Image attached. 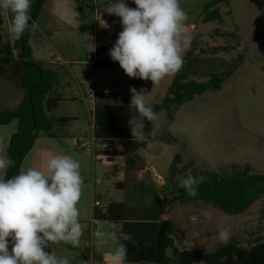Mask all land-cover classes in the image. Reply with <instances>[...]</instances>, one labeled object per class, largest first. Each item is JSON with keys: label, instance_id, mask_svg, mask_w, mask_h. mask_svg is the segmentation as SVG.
<instances>
[{"label": "rangeland", "instance_id": "rangeland-1", "mask_svg": "<svg viewBox=\"0 0 264 264\" xmlns=\"http://www.w3.org/2000/svg\"><path fill=\"white\" fill-rule=\"evenodd\" d=\"M180 4L188 13L185 24L193 36L191 46L183 52L182 69L186 70L189 79L206 81L212 73L225 71L240 58L241 63L218 90L207 91L161 113L158 129L143 147L145 169L137 175L141 185L129 183L124 190L144 202L156 195L163 209L175 214L179 225L175 224L172 238L178 249V244L188 237V233L200 230L198 218L202 209L211 210L219 225L223 215H234L225 214L204 201L178 204L175 195L169 193L171 182H178L189 170L223 176L234 175L243 169L249 173H264V0H180ZM68 13L73 22L71 26L58 21ZM31 15L37 28L28 29L27 39L32 43L36 57L56 59L59 58L57 52L61 51L76 52L84 57L90 50L94 20V5L90 0H31ZM11 18L10 12L0 14V55L9 49L17 56L14 47L17 38L9 32ZM82 27H89L90 33H82L79 30ZM111 36V39L118 38ZM108 59L118 71L107 74L103 70L96 78L104 77L109 88L128 92V85L134 78H129L120 66ZM71 68L73 66L69 64L55 69L58 73L55 89L64 95H76V103L62 102L48 115L67 118L66 130L77 133L86 129V137L92 122L91 104L88 100L82 103L69 71ZM91 74L84 72L78 79L80 84L87 85ZM175 75L166 76L155 85L151 80L136 78V84H142L146 101L158 102ZM22 97L20 89L0 79V110L15 108ZM71 115L75 117L70 118ZM16 125V121H12L0 126V155L5 154L9 134L15 131ZM69 138L75 144L74 137ZM70 153L80 163L83 177L92 186L94 196H100L101 207L110 201H123V192L115 187L123 180L121 157L110 156L104 161L74 148ZM3 172L0 170V174ZM148 189L155 190V195ZM193 216L197 217L196 221L192 220ZM231 225V239H236L242 246L255 239H264V194L242 214L241 221ZM107 226L101 223L104 236L93 237L95 244L101 243L94 247L95 257L108 248L106 240L110 242L108 250L111 253L118 246L111 239ZM219 244L222 243L216 234L205 249L212 251ZM59 245L56 255L69 258L70 264H84L93 253L92 247L83 246L82 242L75 251L62 243ZM48 248H45L46 252H49ZM9 249L11 251V246Z\"/></svg>", "mask_w": 264, "mask_h": 264}, {"label": "trees", "instance_id": "trees-1", "mask_svg": "<svg viewBox=\"0 0 264 264\" xmlns=\"http://www.w3.org/2000/svg\"><path fill=\"white\" fill-rule=\"evenodd\" d=\"M104 8L98 7V14L104 15ZM27 32L28 29L16 40L14 47L17 56L9 49L0 55V79L23 92L15 108L0 110V126L12 121L17 123L5 151L15 163L6 169L4 179L19 174L20 163L37 137H59L66 130L64 125L67 118L48 115L61 101L51 96L56 73L33 59L27 44ZM95 51L104 52L98 47ZM240 63L241 58L225 71L212 73L206 81L200 82L189 79L186 70L182 69L172 79L164 97L150 103L156 112L162 113L171 106H180L207 91L218 90ZM132 87L138 90L135 84L129 83L128 92L125 93L93 94L92 135L97 143L109 146L108 150L100 153L122 158L123 180L116 183L115 187L124 196L121 202H108L103 209L95 208L94 219L118 224L119 232L134 235L139 242L138 247L128 241H120L127 246L128 264H264V239H255L247 246H242L233 238L227 246L219 244L210 252L176 249L172 238L175 227L171 220L161 219L162 204L155 190L148 189L149 193L155 195L149 202L136 199L132 192H124L129 183L140 184L137 175L145 169L143 147L152 137L148 135L141 143H136L132 138L128 124L132 113ZM145 123V132L148 133L151 124ZM192 174L206 177L199 184L195 197L188 196L186 190L179 186V181L170 183L169 193L175 195L180 205L204 201L225 214L238 215L247 211L264 194V173H249L243 169L231 176L207 171H192ZM222 256L228 259L222 262Z\"/></svg>", "mask_w": 264, "mask_h": 264}, {"label": "clouds", "instance_id": "clouds-1", "mask_svg": "<svg viewBox=\"0 0 264 264\" xmlns=\"http://www.w3.org/2000/svg\"><path fill=\"white\" fill-rule=\"evenodd\" d=\"M133 2L135 8H130L125 0H108L104 8V12L120 17L123 25L109 55L129 78L151 80L155 85L164 77L177 74L184 65L183 52L193 40L185 24L189 16L180 0ZM9 12L12 14L9 32L17 39L27 29L37 28L31 15V0H0V14ZM130 92L132 113L128 124L133 140L141 143L148 135L155 134L161 113L146 101L144 89L138 91L132 87ZM146 121L151 124L148 133ZM14 163L6 153L0 155V170ZM80 167L68 155H53L47 160L46 171L29 168L10 179L0 177V264H70L69 258L46 252L45 248L61 242L73 247L80 244L86 227L80 221L77 207L85 182ZM205 179L189 170L179 177V186L188 196L195 197ZM200 215L204 222L213 218L208 209H202ZM192 220L196 221L197 217L193 216ZM231 235L230 228L219 226L217 238L224 246ZM110 236L118 246L106 258L107 264H128L127 246L120 241H128L134 247L139 242L132 233L112 232ZM220 259L223 262L228 257ZM84 264H96L95 257L89 254Z\"/></svg>", "mask_w": 264, "mask_h": 264}, {"label": "crops", "instance_id": "crops-1", "mask_svg": "<svg viewBox=\"0 0 264 264\" xmlns=\"http://www.w3.org/2000/svg\"><path fill=\"white\" fill-rule=\"evenodd\" d=\"M90 1L94 5V20H93V25H92L93 27L91 30L93 39H92L91 48H90V50H88L85 53L84 57H81L76 52L68 53L67 51H61V53L57 52V54L60 58V61H59V58L53 59V58L36 57L34 55L33 45L31 42H29V39H27V44L29 46L31 56L33 57V59L44 63L45 67L46 66L48 67L47 69L55 71V69L59 68L60 66L62 67V65H69L70 64L73 66V68H71L69 71L73 77V80H74L76 86L78 87V91H79V94L81 97V101L84 104L88 100V92H89L90 88H89L88 84L87 85L80 84L78 79L81 78V75L84 72L87 71L88 74H91L93 72V69H94L92 65H90L86 62V57L91 52H93L96 49V47L101 48V51H104V55L101 57L98 65H97V73H100L103 70L107 74H110L112 70L118 71L117 70L118 68H113V64L109 61L108 58H110L109 50L114 46V44L117 40V38L111 39L112 38L111 35L118 36V34L123 30V25L120 22V17H118L114 14H108L107 12H104V15L98 14L97 8L101 7V6H106L108 0H90ZM114 2H115V0H114ZM125 3L130 8L136 7L133 0H125ZM69 16H71V15L68 13L67 16H63L62 19H60L58 21L64 25L71 26V23L73 24V22L70 21V20H72V18H70ZM69 18H70V20H69ZM103 19H107L108 21H103ZM78 26H79V24L78 25L76 24V27H78ZM79 30H81L82 33H84V34L90 33L89 27H85V28L82 27L81 29L79 28ZM105 37H107L106 41H104ZM114 62L116 63V66H120L118 62H116V61H114ZM55 73H56V81H55V84L51 90V96L60 98L61 101L59 102V104L62 102H68L70 104L76 103V100H77L76 95H64L60 92L59 89L58 90L55 89V86L58 84V76H57L58 73L56 71H55ZM130 83L137 85L136 84V78L131 80ZM137 87H138V91L141 90L142 84L137 85ZM96 92L115 93V94L125 93V92H120L119 89H117V88H109L107 80L101 76H98L96 78V83L94 85V93H96ZM20 101L21 100L18 101L17 105L20 103ZM91 109H92V105H91ZM69 117L74 118L75 116L71 115ZM91 121L92 122L90 123L89 128H88L89 134L91 133L92 127H93V120L91 119ZM2 126H4V125H2ZM86 131H87L86 129H82L80 131H77V133H75V132H72L69 130H65L64 134L60 135L59 137H45V136L37 137L34 140L32 148L30 149V151L23 157V159L20 163L19 173L21 171H27L29 168H36V169H39L42 171H46L47 160L50 159L51 156H53V155H68L70 157H73V155H71V153H70V149L74 148L75 150L80 151L77 148V141L80 138H83L85 136ZM14 132L15 131H12L9 134V139H10L11 134ZM71 136L74 137L75 144L72 143L71 138H69ZM8 143H7V145H8ZM7 145H6V147H7ZM6 147H5V151H6ZM80 171H81V169H80ZM5 173H6V170H4V172L2 174H0V177L4 178ZM81 173L83 176V171H81ZM84 181H85L84 185L82 186V196H81V199L77 205L78 209L80 210V221L82 224H84L86 226L84 233H83V236L81 237L82 241L80 240V243L82 242L83 246L90 245L92 247V251H93L92 255L95 257V253H94L95 248L94 247H95V245L100 246L101 243L98 242L97 244H95L93 242V237L96 235L101 236V237L104 236V233L101 232V223H105L108 225L107 227H108L109 235L112 232L119 233V225L109 223L107 221H99V220L94 219V217H93L94 209L95 208L103 209L104 207H101L100 196L99 195L94 196L93 191H92V186H89V184L86 182L85 179H84ZM94 199L99 202L98 207L93 206V200ZM110 202H121V201H110ZM242 214L243 213L238 214V215H234V216H224L223 215V220H222L220 225H223L224 227L230 228V230H232L231 229V227H232L231 223L241 221ZM160 217L163 220H171L174 227H175L176 223L179 225V221L176 219L175 214H173V212H171V211H168L167 209H163V207H162ZM198 219H199L198 225H199L200 230L197 229V231H195V232L188 233L187 234L188 237H186V239L182 240L178 244L179 249L184 248V249L196 250V251H201V252H210V251H206L205 248H207L209 246V244L212 242V240L215 238L220 225L214 217L212 218V220L210 222H204L203 216H199ZM88 237H89V241H88ZM61 243L63 244L62 246L67 247L73 251L78 250L79 246H80L79 245L78 247H73L70 244H64L63 242H61ZM106 243L109 244V246H108V248H109L111 246L110 242L106 240ZM59 246H61V245L57 244V246H49V248H48L49 253L52 252V253L56 254L57 248H59ZM174 247H175V245H174ZM108 248L103 250V251H100L99 256L95 257L96 264H107L106 258L111 253L108 250ZM175 248L178 249L177 247H175Z\"/></svg>", "mask_w": 264, "mask_h": 264}, {"label": "built area", "instance_id": "built-area-1", "mask_svg": "<svg viewBox=\"0 0 264 264\" xmlns=\"http://www.w3.org/2000/svg\"><path fill=\"white\" fill-rule=\"evenodd\" d=\"M188 29V27H187ZM104 55V52H96L95 50L93 52H91L87 57H86V62L90 65L93 66V72L90 76V80H89V92H88V101L89 103L92 105V98H93V94H94V85L96 83V74H97V65L101 59V57ZM77 148L80 151L89 153L92 155L93 158L95 159H101L104 161H108L109 157L108 155H104L100 152H104L106 150H108V145L106 143H102L99 144L95 141L93 135H92V131L91 133L83 138H80L77 141ZM109 163V162H108ZM93 206L94 207H98L99 206V202L97 200H93Z\"/></svg>", "mask_w": 264, "mask_h": 264}]
</instances>
